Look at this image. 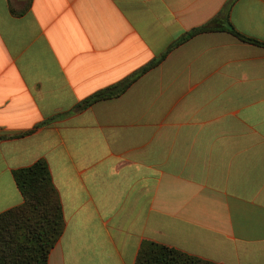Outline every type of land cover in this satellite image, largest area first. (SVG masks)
<instances>
[{"label":"crops","instance_id":"1","mask_svg":"<svg viewBox=\"0 0 264 264\" xmlns=\"http://www.w3.org/2000/svg\"><path fill=\"white\" fill-rule=\"evenodd\" d=\"M227 12L264 43V0H0V214L24 203L13 172L46 160L49 264H136L144 242L264 264V46Z\"/></svg>","mask_w":264,"mask_h":264},{"label":"trees","instance_id":"2","mask_svg":"<svg viewBox=\"0 0 264 264\" xmlns=\"http://www.w3.org/2000/svg\"><path fill=\"white\" fill-rule=\"evenodd\" d=\"M227 32L243 42L264 46V43L237 32L229 23ZM222 29L205 26L187 33L176 45L200 33ZM166 55L151 62L138 74L118 85L101 90L88 97L78 110L98 102L121 97L122 94L149 69L156 67ZM15 182L23 195L21 206L0 214V264H49L52 249L65 231V219L60 195L56 189L46 160L41 159L30 167L13 172ZM136 264H217L180 250L155 243L144 242Z\"/></svg>","mask_w":264,"mask_h":264}]
</instances>
